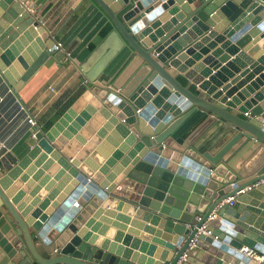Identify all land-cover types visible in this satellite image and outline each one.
<instances>
[{
	"label": "water",
	"instance_id": "95a60500",
	"mask_svg": "<svg viewBox=\"0 0 264 264\" xmlns=\"http://www.w3.org/2000/svg\"><path fill=\"white\" fill-rule=\"evenodd\" d=\"M85 2L113 26L104 46L109 49L116 39L122 43L110 61L127 51L129 62L111 86L89 76L91 98L83 111L76 102L50 131L32 134L29 153L12 168L0 161V264H179L184 256L180 264H197L196 259L198 264H264V52L244 50L251 39L264 38V0ZM22 4L0 1V56L26 28L41 36L32 46L29 33L16 43L19 50L30 46L20 59L21 74H15L26 83L50 58L62 61L65 54ZM217 43L221 48L197 65ZM225 50L237 57L217 67L214 58ZM240 61L254 72L241 73ZM209 64L217 67L213 71L220 68L216 76L207 73L204 65ZM7 68L0 63V72L15 87ZM168 68L188 79L187 85ZM239 74L248 76L244 82L249 84L240 93ZM228 78L233 81L225 85ZM245 113L250 116L244 118ZM95 115L114 128V140L122 143L108 161L110 169L120 163L112 173L103 168L90 174L81 158L66 151L63 137L85 143L79 130L94 133L87 124ZM42 151L36 165L45 163L52 171L34 176L40 183L31 197L51 179L46 191L52 194L43 203L22 202L24 193L15 194L12 180ZM27 180L24 175L21 182ZM235 196L237 206L226 203ZM118 198L137 204V216L155 214L152 224L161 223L166 234L163 241L157 237L153 245L144 244L141 254L149 247L147 257L136 263L129 261V251L115 253L88 232ZM212 214L217 218L210 220ZM195 237L196 247L188 251ZM156 244L168 253L158 251L159 258L154 257ZM245 247L256 256L243 253Z\"/></svg>",
	"mask_w": 264,
	"mask_h": 264
},
{
	"label": "crops",
	"instance_id": "0c3cea01",
	"mask_svg": "<svg viewBox=\"0 0 264 264\" xmlns=\"http://www.w3.org/2000/svg\"><path fill=\"white\" fill-rule=\"evenodd\" d=\"M21 1L32 8L34 12L30 13L31 17L42 22L43 26L53 36L54 41L56 43H63L66 53H69V56L64 57L62 61L50 58L29 81L24 83L22 81L18 82V79L15 77V74H21L20 69L22 67H20V59L22 55L27 53L30 46L41 39V36L35 30H32L31 27L26 28L24 34L29 33L31 35L29 40L30 46L28 48L25 46L22 50H19L16 45L20 38L23 37V34L7 50L1 52L0 63L8 67L7 71L13 78V84L16 85V88L18 87V89H15L0 72V161L8 169L12 168L17 161H21L29 153L30 146L28 142L34 131L43 133L50 131L76 102H79L78 109L83 111L89 103V98H91V95L87 92L89 76L93 78L99 76L97 78L98 84L111 86L112 80L125 69L129 62L127 51H124V53L110 61L113 55L111 52L115 50V46H121L122 43L119 39H116L115 42L111 43L109 49L107 46H104L107 37L113 31V26L108 22L106 17L98 13L85 0ZM261 35H258L255 39L253 38V40L251 39L250 44L244 50L250 48L253 50L258 47V53H263L264 38ZM42 36L46 37L47 34L44 32ZM180 39H183V36ZM204 47L208 48V45ZM220 48L221 44L217 43L215 49H209L208 56L200 55V60L195 62L197 65L203 63L207 57L212 56ZM236 57L231 56L225 50L218 57H215L214 60L217 63L220 62V65L217 67L221 65L224 67L227 65L225 64L227 61L231 62ZM240 64H243V62L240 61ZM204 66L207 73L211 72L212 76H216L220 71V68L219 70L213 71L212 69H216L217 67L213 68L210 64ZM246 66L248 67L246 68L247 70H245ZM250 68L252 67L244 63L240 65L239 70H241V73L248 71L251 74L254 71H250ZM168 70L173 76H177L184 86L187 85L188 79L183 75L179 74L175 69L168 68ZM241 75L235 76H240L238 83L243 84L238 93L249 86L247 82H244L247 81L248 76L241 78ZM258 77L260 76H257L256 79ZM231 81L233 79L229 80L225 85L230 84ZM196 89L197 87L193 86V90ZM84 94L85 97H83ZM18 101L25 107L24 111L20 109ZM28 116L35 118L37 123L35 129L28 124ZM96 117L97 115L93 116L87 124L95 128L94 133L88 131L86 127H81V130H79L78 135L85 140V143L81 144L77 141L76 137L67 138L66 136L63 137L64 134H59L60 137L66 140L67 154L81 158L82 167L90 174H94L103 168H108V161L114 159L115 154L120 150L122 144L121 141L114 140V128H108V122L100 121ZM243 117L247 118L245 115ZM104 128L107 129L104 134L105 136L99 137L98 134L104 131ZM68 148L70 149L68 150ZM44 154L42 151L31 161L26 169L22 170L18 178L12 180L13 184L11 186L12 188H16L15 194L24 193L22 202L29 200L33 203V201L38 200L40 203H43L52 194L51 190L46 191V187H48L53 179H51L46 187L40 188L36 192V196L31 197V192L37 189L40 183L39 180L34 179V176L43 169L44 175H48L52 171V168L46 169L44 167L45 163L41 166L36 165L37 161ZM89 160L91 162L88 163ZM49 161L50 158H48L46 163ZM115 163L113 168H108L109 173H112L120 166L119 161ZM55 165L57 163L52 162L51 166ZM24 175H28V180L21 182ZM61 181L57 182L55 187ZM241 193L244 192H240L237 195H241ZM228 200H226V203H228ZM119 203L123 205L121 210H119ZM237 205L238 203L236 202L235 206ZM138 212L137 204L129 201H125L124 203L118 198L114 200L110 208L105 209V212L99 216V219L95 220V224L88 232L91 233L92 237H96L97 242L102 240L101 243H108V248H111V246L114 247L115 253L119 249H122L121 253L129 251V261L136 263L138 257L143 255L147 257L149 247L144 251L146 254H141L144 244L151 246L153 245V239L158 237L160 241H163L166 235L163 232L161 223L158 224V222H155L156 225L152 224V220L156 218L155 214L146 211L142 216H137ZM119 216L127 218V223L125 224ZM169 237L174 239L176 236L169 234ZM158 251L162 255L165 251L168 253V250L162 244H156L154 257L159 258V256H156ZM256 258L257 261H262L261 258ZM184 261L185 258H182L180 263ZM195 261L197 264L200 263L197 259Z\"/></svg>",
	"mask_w": 264,
	"mask_h": 264
},
{
	"label": "built area",
	"instance_id": "2783aa9c",
	"mask_svg": "<svg viewBox=\"0 0 264 264\" xmlns=\"http://www.w3.org/2000/svg\"><path fill=\"white\" fill-rule=\"evenodd\" d=\"M22 6H23V8L25 9V11H26L27 13L30 14V13L34 12V11L32 10V8H31L30 6H28L27 4H24V3H23ZM55 49H56L57 51L64 52L65 57H66L67 55L69 56V53H66V50H65V47H64L63 43L57 42V43H56V46H55ZM18 104L20 105V109H21L22 111H24V110H25V107H24L19 101H18ZM245 116H246V117H249V116H250V113H245ZM27 122H28V124H29L33 129L36 128L37 123H36V121H35V118H33V117H31V116H28V117H27ZM37 132H39V131H34V132L32 133L33 136H35V133H37ZM263 183H264V181H263ZM235 198H236V196H235V197H231V198H229L228 203L231 204V205H235V204H236V200H235ZM75 206H76V207H79V204H78V203H75ZM215 218H216V215H215V214H212V215L209 217L210 220H213V219H215ZM201 220H202V217H200V216L196 217V221H197V222H200ZM196 237H198V235H197ZM196 237H195L194 239H192L191 242L189 243L188 251H191V250H193V249L196 247V241H197V238H196ZM242 252L245 253V254H246L247 256H249V257H255V256H256L255 253H254V251L251 250V249H249V248H247V247L243 248ZM182 258H185V256L182 257Z\"/></svg>",
	"mask_w": 264,
	"mask_h": 264
}]
</instances>
